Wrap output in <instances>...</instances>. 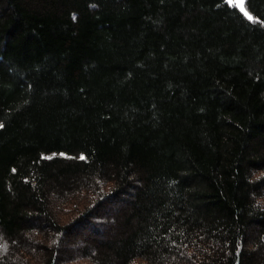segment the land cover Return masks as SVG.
Wrapping results in <instances>:
<instances>
[{
	"label": "trees",
	"instance_id": "1",
	"mask_svg": "<svg viewBox=\"0 0 264 264\" xmlns=\"http://www.w3.org/2000/svg\"><path fill=\"white\" fill-rule=\"evenodd\" d=\"M246 3L0 0V264H264Z\"/></svg>",
	"mask_w": 264,
	"mask_h": 264
},
{
	"label": "snow or ice",
	"instance_id": "2",
	"mask_svg": "<svg viewBox=\"0 0 264 264\" xmlns=\"http://www.w3.org/2000/svg\"><path fill=\"white\" fill-rule=\"evenodd\" d=\"M230 6L238 7L239 10L247 17V19L252 20L253 17L250 15V13L245 8V0H227ZM2 127V125H0ZM81 159H84L83 156H81Z\"/></svg>",
	"mask_w": 264,
	"mask_h": 264
},
{
	"label": "rangeland",
	"instance_id": "3",
	"mask_svg": "<svg viewBox=\"0 0 264 264\" xmlns=\"http://www.w3.org/2000/svg\"><path fill=\"white\" fill-rule=\"evenodd\" d=\"M245 8H246V10L248 11V9H247V3H246V0H245ZM249 12V11H248ZM251 15V14H250ZM252 16V15H251ZM253 17V16H252ZM255 20V18L253 17V19H252V21H254ZM69 246H71V247H73V248H70ZM76 246H77V244H76ZM68 248L69 249H71L74 253H78V247H75V246H72L71 244H68Z\"/></svg>",
	"mask_w": 264,
	"mask_h": 264
}]
</instances>
